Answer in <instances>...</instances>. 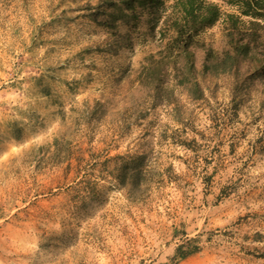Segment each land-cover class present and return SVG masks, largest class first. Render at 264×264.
Instances as JSON below:
<instances>
[{
    "label": "rangeland",
    "instance_id": "1",
    "mask_svg": "<svg viewBox=\"0 0 264 264\" xmlns=\"http://www.w3.org/2000/svg\"><path fill=\"white\" fill-rule=\"evenodd\" d=\"M102 1L0 0V264H264L259 52L213 67L233 0L183 86L182 59L146 75L163 18Z\"/></svg>",
    "mask_w": 264,
    "mask_h": 264
},
{
    "label": "trees",
    "instance_id": "2",
    "mask_svg": "<svg viewBox=\"0 0 264 264\" xmlns=\"http://www.w3.org/2000/svg\"><path fill=\"white\" fill-rule=\"evenodd\" d=\"M125 8L117 6L113 1L103 0L91 13L94 22H102L101 25L113 28L125 10H131L134 4L147 7L155 22L163 18V28L167 32L163 34L167 38L165 45L158 52L157 57L150 55L146 75L155 79L160 70L166 65H176L182 61L185 63V72L181 75L179 85L190 82L194 73V61L191 48L196 44L195 36L203 29L214 25L221 17L218 5L207 0H175L172 5L173 16L159 13L161 0H122ZM237 7V14L226 15L225 33L227 49L223 53V59L213 65L218 68L231 63L238 55L247 56L252 50L259 53L253 55L251 60L256 64L258 71L264 73V0H233ZM101 16V21L98 17ZM248 19L244 22L243 19ZM209 58V57H208ZM207 66H204L206 69ZM154 84V83H153ZM196 99L202 98V90L196 81H193ZM178 247L177 252H180ZM184 253L179 258H185Z\"/></svg>",
    "mask_w": 264,
    "mask_h": 264
}]
</instances>
